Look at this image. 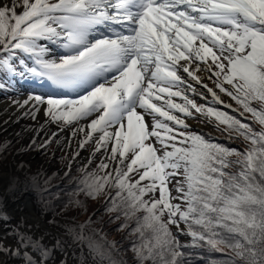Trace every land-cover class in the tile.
<instances>
[{
    "label": "snow or ice",
    "instance_id": "1",
    "mask_svg": "<svg viewBox=\"0 0 264 264\" xmlns=\"http://www.w3.org/2000/svg\"><path fill=\"white\" fill-rule=\"evenodd\" d=\"M0 73L76 94H30L19 106L31 103L26 115L35 119L43 110L61 130L75 125L72 136L83 133L79 148L91 142L92 156L102 157L97 170H83L78 191L106 197V211L115 213L108 223L123 219L115 231L127 229L133 240L120 249L92 227V216L65 225L81 264H192L189 247L225 253L211 264H264V0H0ZM181 73L213 103L225 104L214 88L229 97L236 107H225L245 122L197 104L188 92L207 97ZM198 73L208 74L214 88ZM196 113L229 139L242 138V147L187 131L185 118ZM6 149L0 145V154ZM6 175L0 171V179ZM39 175L23 181L8 175L4 192L37 191ZM10 219L0 196V224ZM47 224L60 226L55 218ZM33 226L39 221L28 224L21 215L16 245L0 244V254L20 264H51L66 242L57 238L49 248L29 234ZM177 233L191 237L190 244Z\"/></svg>",
    "mask_w": 264,
    "mask_h": 264
},
{
    "label": "rangeland",
    "instance_id": "2",
    "mask_svg": "<svg viewBox=\"0 0 264 264\" xmlns=\"http://www.w3.org/2000/svg\"><path fill=\"white\" fill-rule=\"evenodd\" d=\"M207 75L208 74L205 73V77L203 76L204 83L207 84L208 87L214 88L212 80H209ZM214 90L217 91L218 95L225 102V104L230 103L233 107H236L235 102L231 101L229 97L220 93L218 89L214 88ZM197 93H203L207 97L204 99L199 94L191 96L190 98L195 100L197 104L228 112L230 115L236 116L237 118H240L242 122H245L243 117H240L239 112H233L231 108L225 107V104L217 105L213 103L211 94L207 93V90L201 85L198 88ZM13 99L14 97H10L9 95H4L3 97L0 96V103L11 102ZM4 109L8 110L6 107H4ZM2 114H0V125L3 126L5 123H1ZM23 115L24 117H22V119L26 122L32 120L30 115H26V113H23ZM177 115L180 114L177 113ZM42 116L44 120L49 121V118L46 117L44 113ZM185 122L189 125L187 131L202 135L205 139L210 140L213 143H219L226 147L237 149H240L243 145L242 138L233 137L232 139H229L227 133L217 130L214 120L213 122H209L205 116H202L199 113H196L193 118H185ZM246 122L251 123V121ZM53 124L55 126V132L62 131L58 124ZM68 126H64L63 130ZM255 127L258 129L259 125H256ZM33 140H35V144H33ZM49 140H51V143H49L46 148L39 147V145L44 144ZM70 140L71 141H69L70 143L68 146L58 148L56 139H54V136L51 134L46 138L32 137L28 141H24L23 137L18 133L9 138L8 136H4L3 133H0V145H7L6 151H3L2 154H0V171H7L11 163L14 170L18 167L20 168L18 177L21 181L24 180L26 175L33 176L37 173L40 174L39 190L33 191L29 188L26 192L18 191L15 197L8 195V200L14 201L19 199L21 196H25L27 198L29 204H31L34 208V214L43 221L48 229L51 230L46 234V239L41 240L42 244L51 248L56 243L57 238L66 242L63 245L64 251L61 249L54 250L51 264H55L57 261L60 263V259L58 257L66 259L67 264H81L79 248L72 244L71 238L64 231V226L83 223L89 216H92V220L94 222L92 227L96 229L102 228L103 232L107 234V240L118 241V247L120 249L130 248L133 240V237L127 235V229L123 232L115 231V229L123 223V219L114 223H108L110 216L115 214L108 213L104 208L102 210H98L101 199H106V197L101 196L96 200H92L78 191L80 186L77 185H79V180L83 176V170L86 169L89 172L97 170V165L102 157L100 156V153H96L95 157L92 156L90 149H92L94 145L90 142L88 145H85L84 148L86 150H90V157L87 159L88 161L78 158V155H75V153L78 152V149H80L79 140ZM20 165L23 167L21 168ZM79 200L83 203L84 207H79L76 204V201ZM96 210L97 212H95ZM56 213H59V215H55ZM53 218H55L60 226L47 224V221ZM13 221L14 220L10 219L9 222ZM9 222L7 224H2L9 232H3H5V235L7 234L6 238H8V242L16 245L17 241L13 231L15 227L12 225V227H9ZM183 227L184 226L181 225V228ZM36 230V232L39 233H42L43 231L41 228H37ZM173 232H176L174 226ZM177 235H179V239L182 244H190L191 237L180 233H177ZM0 236H3V234L0 233ZM33 238H35L34 235ZM96 238L99 239V237ZM197 249L198 250H193L191 247L185 249V251L190 253L192 264H211L212 260H218L220 259L219 256L224 257L223 254H225L223 253L219 255L214 251L209 252L206 248ZM190 250L200 251L201 253L195 254ZM65 251L67 252L66 256ZM130 257L131 253L128 252L125 254L124 258L130 259ZM117 258L119 259L120 257Z\"/></svg>",
    "mask_w": 264,
    "mask_h": 264
},
{
    "label": "bare ground",
    "instance_id": "3",
    "mask_svg": "<svg viewBox=\"0 0 264 264\" xmlns=\"http://www.w3.org/2000/svg\"><path fill=\"white\" fill-rule=\"evenodd\" d=\"M22 8L17 9V12H21ZM186 77V74L181 73ZM205 73H198L203 79ZM205 77V76H204ZM189 82L193 84V86L198 90L200 85L196 84L195 81H191L190 78ZM30 94H15L14 99L11 102H4L0 103V114H2V120L1 123H5L3 126L0 125V133H3L4 136L11 137L14 134H20L23 137L24 141H28L32 137H44L46 138L50 134L54 136V139H56L57 147H66L69 145L70 139H77L81 140L83 139V133H77V135L74 137L72 136V129L75 127L68 126L65 127L62 131H56L55 132V126L53 123H50L48 120L43 119V110L41 112L37 113L36 118L31 121L26 122L22 119L24 117L23 113H29L31 109V103L27 106L20 107V104H23V102L28 99V96ZM33 95V94H31ZM189 97L196 96L197 94H193L192 92H188ZM34 96V95H33ZM75 98V97H74ZM72 99V98H70ZM176 99V102L182 103L178 98ZM2 102V101H1ZM19 102V103H17ZM4 107L8 108V110H5ZM30 115V114H29ZM1 117V116H0ZM30 117H32L30 115ZM80 124H84L86 122L80 121L78 122ZM7 125V127H6ZM3 130V131H1ZM71 149V148H70ZM79 155L78 158L83 159L86 161L90 157V150H82L78 149ZM77 158V159H78ZM75 159V158H74ZM73 159V160H74ZM19 160V159H18ZM72 160V159H71ZM23 161V160H22ZM88 161V160H87ZM20 168H16L14 170L11 166V163L9 165V169L7 171H2L3 173H6L7 175L4 176L2 179H0V196H3L4 198V208L11 217L13 222H9V227L16 226L18 221L20 220L21 215H25L27 217V223L35 225L37 221H39L40 227L43 231L42 233L36 232L37 228L35 226L32 227L31 231L29 232L30 235H34V239H39L41 236L43 239H46V234L49 233L51 230L48 229V227L43 223L39 217H37L33 210L34 208L29 204L27 198L25 196H21L19 199L14 201H9L8 194L4 192V185L7 182V176H19ZM55 186V185H54ZM23 209V213L20 211V209ZM14 223V224H13ZM12 225V226H11ZM10 230V229H9ZM8 231V229H5L2 224H0V233L3 234V236H0V244H7L8 246H15V244L9 243L8 238H6L5 232ZM9 232V231H8ZM49 237V236H48ZM3 240V241H2ZM48 240V239H47ZM2 241V242H1ZM52 244V243H51ZM58 256V254L56 253ZM66 256V255H65ZM60 260L62 257H58ZM0 261H3L4 264H20V261L16 257L8 256L0 254ZM55 264H60L58 261Z\"/></svg>",
    "mask_w": 264,
    "mask_h": 264
},
{
    "label": "trees",
    "instance_id": "4",
    "mask_svg": "<svg viewBox=\"0 0 264 264\" xmlns=\"http://www.w3.org/2000/svg\"><path fill=\"white\" fill-rule=\"evenodd\" d=\"M80 181V180H79ZM76 186V185H75ZM77 186H80V185H77ZM58 201V200H57ZM80 201V200H79ZM106 204H107V198L106 199H101L100 201V206L98 208V210H102L103 208L106 209ZM97 212V210L95 211ZM115 214V213H114ZM129 224L134 226L135 224V220L133 219L132 221H129ZM193 250H198L197 248H192ZM193 250H190L191 252L195 253V254H200L201 252L200 251H193ZM219 255L220 254H223V253H220V252H217ZM225 254H223L224 256ZM222 256H219V258H221Z\"/></svg>",
    "mask_w": 264,
    "mask_h": 264
}]
</instances>
